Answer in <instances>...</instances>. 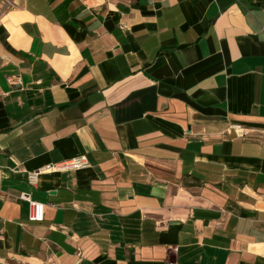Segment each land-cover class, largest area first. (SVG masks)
<instances>
[{
    "label": "crops",
    "instance_id": "0c3cea01",
    "mask_svg": "<svg viewBox=\"0 0 264 264\" xmlns=\"http://www.w3.org/2000/svg\"><path fill=\"white\" fill-rule=\"evenodd\" d=\"M6 1L0 264H264V0Z\"/></svg>",
    "mask_w": 264,
    "mask_h": 264
},
{
    "label": "built area",
    "instance_id": "2783aa9c",
    "mask_svg": "<svg viewBox=\"0 0 264 264\" xmlns=\"http://www.w3.org/2000/svg\"><path fill=\"white\" fill-rule=\"evenodd\" d=\"M6 8H11L13 6L12 0H7ZM236 130H239L242 135L246 133L241 126H236ZM89 166V163L85 157H78L75 158L65 164H63L60 168H70L74 170L86 168ZM39 173H31L29 174V181L31 184L37 182L39 178ZM21 198L27 201L30 205V216L29 219L32 222H42L45 219V204L40 201L34 200L31 196L27 193H23Z\"/></svg>",
    "mask_w": 264,
    "mask_h": 264
}]
</instances>
